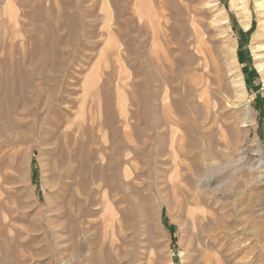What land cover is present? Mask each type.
I'll return each instance as SVG.
<instances>
[{"label":"rangeland","instance_id":"374dc122","mask_svg":"<svg viewBox=\"0 0 264 264\" xmlns=\"http://www.w3.org/2000/svg\"><path fill=\"white\" fill-rule=\"evenodd\" d=\"M255 143L264 0H0V264H264Z\"/></svg>","mask_w":264,"mask_h":264},{"label":"clouds","instance_id":"9594fccd","mask_svg":"<svg viewBox=\"0 0 264 264\" xmlns=\"http://www.w3.org/2000/svg\"><path fill=\"white\" fill-rule=\"evenodd\" d=\"M250 150L254 155L257 156L258 164L255 167H249L247 171L249 173H256L261 170H264V147H262L259 143H255ZM223 159L227 161H231V163L228 164L227 166V171H228L227 177L223 180V182L219 186L231 183L243 171V169L240 167L241 161L243 159L242 156L232 155V156L224 157ZM220 162L221 160L216 157H209L202 164L201 171L196 177V185L200 190H204L207 188L208 183L214 176L213 169L217 167V165ZM82 255L84 254H81L79 249L76 250L74 253H72L71 254L72 264H79Z\"/></svg>","mask_w":264,"mask_h":264},{"label":"bare ground","instance_id":"6f19581e","mask_svg":"<svg viewBox=\"0 0 264 264\" xmlns=\"http://www.w3.org/2000/svg\"><path fill=\"white\" fill-rule=\"evenodd\" d=\"M241 1H243V0H241ZM243 14H244V16H245V18H246V21L242 24L243 26H244V28L246 29L248 26H249V19H248V17H247V10L246 9H244L243 8ZM260 64H262V63H260ZM259 69L260 70H262V66H260L259 67ZM257 164H258V162H257ZM252 165V164H251ZM249 167V166H248ZM250 167H253V166H250ZM217 183V182H216ZM210 186V184L209 185H207V187H209ZM233 189V188H232ZM202 192H204V191H202ZM200 193V192H199ZM208 213H209V211H208ZM208 213L206 214V215H208ZM211 213V212H210ZM216 213H211L210 215H212V216H214ZM205 217V216H204ZM200 219V218H199ZM199 248H201L200 246H199ZM212 254V253H211ZM214 254V253H213ZM205 255V254H204ZM200 257V256H199ZM218 257V256H217ZM219 258V257H218ZM203 264H221L218 260H216L215 261V263H213L212 262V260L211 259H207V258H204L203 259Z\"/></svg>","mask_w":264,"mask_h":264},{"label":"trees","instance_id":"16d2710c","mask_svg":"<svg viewBox=\"0 0 264 264\" xmlns=\"http://www.w3.org/2000/svg\"><path fill=\"white\" fill-rule=\"evenodd\" d=\"M250 30H251V28H250ZM250 30H249V31H250ZM249 31H248V32H249Z\"/></svg>","mask_w":264,"mask_h":264}]
</instances>
